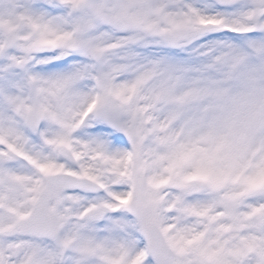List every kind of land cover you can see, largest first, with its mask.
Here are the masks:
<instances>
[{
    "label": "snow or ice",
    "instance_id": "6c2138e0",
    "mask_svg": "<svg viewBox=\"0 0 264 264\" xmlns=\"http://www.w3.org/2000/svg\"><path fill=\"white\" fill-rule=\"evenodd\" d=\"M0 264H264V0H0Z\"/></svg>",
    "mask_w": 264,
    "mask_h": 264
}]
</instances>
